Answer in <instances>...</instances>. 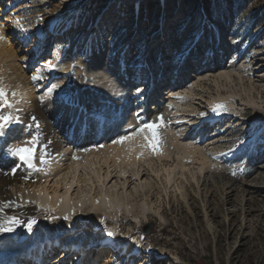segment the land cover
Returning a JSON list of instances; mask_svg holds the SVG:
<instances>
[{
  "label": "bare ground",
  "instance_id": "6f19581e",
  "mask_svg": "<svg viewBox=\"0 0 264 264\" xmlns=\"http://www.w3.org/2000/svg\"><path fill=\"white\" fill-rule=\"evenodd\" d=\"M142 1L109 0L100 9L107 8L100 13L102 18L97 24L112 21V12L125 15L127 33L119 38L122 45L119 42L114 47L108 42L109 35L81 41L86 33L83 29L72 39L53 36V27L60 31L64 27L71 30V26L57 24L51 10L41 30H30L35 37L25 51L31 58L20 60H27L28 65L37 60L38 65L27 75L24 69L28 65L23 67L17 62V51L4 28L8 24L6 28L17 29L18 41H27L28 32L16 18L1 15L0 0V88L7 98V104L0 100V115L12 118L0 136V225H5L8 217L21 221L7 225L13 231H0V264H11L18 254L28 252L33 242L51 246L52 255L46 264H169L165 260L170 254L149 239H142L139 233L141 220L155 213L149 202L154 189L152 174L162 184L172 185L173 200L179 197L184 202L190 200L188 191L192 186L198 194L211 192L231 175L220 166L238 159V151L246 142L231 156L208 149L219 138H226L232 126L254 123L247 124L242 117L237 95L217 93L206 97L197 92L201 83H210L211 79L226 89L236 83L242 85L250 76L260 79L264 74L259 68L262 63L254 62L249 55L256 49L255 42L244 49L227 34V17L219 22L211 20L209 14L203 16L207 26L201 21L190 36L183 29L188 20L181 13L180 0L171 4L156 0L164 22L157 26L156 17L155 25L143 38L161 30V41L158 33L151 46L146 39H126L139 25L133 13L140 12ZM196 28L201 31L193 36ZM254 29L252 26L250 31ZM105 31L110 32L107 28ZM54 37L58 39L54 49L49 50V40ZM47 49L53 51L46 55ZM48 61L55 65L51 70L45 67ZM34 76L40 78L33 80ZM53 85L56 87L49 93ZM172 85L179 87L166 93ZM36 89L45 91L36 94ZM217 105L223 107L213 111ZM161 117L159 154L141 146L145 143L143 136L115 142L145 123L159 124ZM21 146L34 148V168L11 154L12 149ZM175 152L179 165L172 169L161 165L164 174L154 170L153 160L161 163ZM208 155L219 162L213 164ZM41 157L46 163H41ZM248 157L255 167L254 177L264 175V159L253 156L252 151ZM188 160L198 163V167H189ZM227 191L229 196V187ZM120 216L129 223L127 233L112 221ZM30 220L35 221L31 232L26 230ZM163 220L159 215L160 226Z\"/></svg>",
  "mask_w": 264,
  "mask_h": 264
},
{
  "label": "rangeland",
  "instance_id": "374dc122",
  "mask_svg": "<svg viewBox=\"0 0 264 264\" xmlns=\"http://www.w3.org/2000/svg\"><path fill=\"white\" fill-rule=\"evenodd\" d=\"M177 1L168 0V4ZM105 3L107 0H93L92 3L90 0H1V8L3 9L1 15L16 18L22 28L28 32L27 41H18L15 38L19 32L17 29L6 28L8 24L4 28L5 33L10 36V44H13L15 51H17L19 65L26 67L28 65L27 60L31 58L29 51H25L35 37V32L30 30L35 27L41 30L45 26V19L50 15L51 10L57 24L65 22V26H71L72 29L73 25L66 20L69 11H85L88 14L90 9L91 11L97 7L101 9ZM179 3L183 10L181 13L186 15L188 20L183 29H187L191 33L190 36L194 32V27L198 26L201 21L203 22V16L208 17L209 14L211 20L219 22L227 17L226 25H224L227 34H231L234 38L233 41L244 49L248 47L251 41H254L256 49L249 53L250 58L254 62L261 61L262 65L259 68L264 69V0H231L230 3L224 0H180ZM157 5L156 0H144L141 3L140 17L134 16V21L136 22L138 19L139 25H137L138 27L135 25L132 28L133 34H130L132 36L136 34L139 40L150 41V46L159 30L151 39L150 37L143 38L144 36L140 34L144 35L152 25H155L156 17L159 22L156 24L157 26L160 27L162 24L160 22H164V15L161 10L157 11ZM172 7L169 6V8ZM148 12L153 16L152 21H149ZM81 17L88 19L87 15ZM122 21L120 22L124 26L126 20L123 18ZM115 22L110 21V27H113L112 24ZM204 23L207 26L208 20H204ZM180 26L179 28H181ZM252 26H255V29L250 31ZM108 27L106 26L107 30ZM60 29L58 31L57 28L53 27L52 35L58 34L59 37L66 35L72 39L79 31H82L81 28H76L72 34L67 35L64 32L69 28ZM156 30L157 27L154 31ZM258 30L261 31L260 35L256 34ZM200 31L201 29L196 28L193 36H197ZM178 34L180 36L182 32ZM103 37L106 38L105 33ZM130 37L128 36L126 39ZM48 38L41 41L45 42ZM85 39L83 38L81 41ZM134 39L136 38L131 40ZM186 41H189V37ZM114 43L112 44L110 40L112 47L118 45L117 42ZM132 44H135V41ZM51 52L47 49L46 55ZM26 54L28 55L25 56ZM130 55H133V50H131ZM22 57L27 60L21 61ZM41 58L44 59L45 57L42 56ZM37 65V60L28 65L24 69L25 74L31 75ZM253 74L255 75V73ZM252 78V76L247 77L242 83L243 86L241 83L238 85L236 83L235 86L228 87L229 89L220 85L217 86L211 79L210 83L209 81L203 82L204 85L201 83L202 87H199L197 92V94L200 93L206 97L215 96L217 93L237 95L235 97L236 103L242 109V117L247 124L249 122L254 123L251 126L245 124L232 126L229 129L230 132L226 133V138H219V142L213 143L210 147L212 149H208V151H224L228 153V156H231L232 151L239 148L242 142H246V145L238 151L241 153L238 159L221 164L220 167L225 171H231L228 178H223L211 192L206 190L198 194V190L192 186L188 191L190 200L184 202L179 197L176 198V201L173 200L171 184H162L153 174L151 176L154 179V189L150 193L149 202L155 213L149 216L148 220H141V223L138 224L139 233L142 235V239L144 237L149 239L151 244L163 248L170 254V257L165 260L169 264H176V260H179V264H264V175L254 177L255 167L248 157L252 151L253 156L264 159V74L258 80ZM35 92L36 94L43 93L40 92V89L38 91L36 89ZM208 156L213 164L219 162L216 157ZM6 161L9 162L10 158L7 157ZM153 163L156 172H161L163 168L172 169L179 165L176 152L171 159L163 160L161 163L155 159ZM186 164L189 167H198V163L192 160L186 161ZM162 174H164L163 171ZM227 187L231 191L229 196L226 194L228 192ZM157 213L158 215H156ZM159 215L164 219L161 226ZM112 221L115 223L114 225L120 226L122 233L128 232L129 223L124 216L112 219ZM122 223L123 225H121ZM146 228H149V234H144L143 231Z\"/></svg>",
  "mask_w": 264,
  "mask_h": 264
},
{
  "label": "snow or ice",
  "instance_id": "6c2138e0",
  "mask_svg": "<svg viewBox=\"0 0 264 264\" xmlns=\"http://www.w3.org/2000/svg\"><path fill=\"white\" fill-rule=\"evenodd\" d=\"M45 67L48 68L49 70L53 69L55 65L51 62L48 61L45 64ZM40 77H33V80L39 79ZM56 85H53L51 88H49V93H51L55 89ZM140 92V89H137V93ZM0 100H2L5 104H7V98H6V93L2 88H0ZM223 105H217L213 108V111H216L217 108H222ZM203 115V113H202ZM11 117L9 116H4L0 115V136H3L5 134V128L6 126L11 122ZM160 123H145L142 127L136 129L132 134H126L123 137H121L119 140L115 141L116 143H124L126 141H130L134 139L135 136H143V140L145 141L144 144H142V147H146L151 149L156 154H159V145L161 143V138L159 135L158 129L163 126V118H160ZM39 125H37L38 127ZM33 153H34V148L32 147H16L12 149L11 154L18 157L21 162L26 164L30 168H34L35 165L33 163ZM75 158V157H74ZM41 163H46L44 157L40 158ZM8 205H4L3 207H7ZM2 210V209H0ZM21 221L16 219L15 217H8L7 222L5 225H0V231H13V228L7 225H18L20 224ZM35 221L30 220L26 224V230L31 232L32 227L34 225ZM103 223V221H101ZM109 236H112L113 233L109 232Z\"/></svg>",
  "mask_w": 264,
  "mask_h": 264
},
{
  "label": "water",
  "instance_id": "95a60500",
  "mask_svg": "<svg viewBox=\"0 0 264 264\" xmlns=\"http://www.w3.org/2000/svg\"><path fill=\"white\" fill-rule=\"evenodd\" d=\"M144 234H149L150 233V230H149V228H146V229H144Z\"/></svg>",
  "mask_w": 264,
  "mask_h": 264
}]
</instances>
